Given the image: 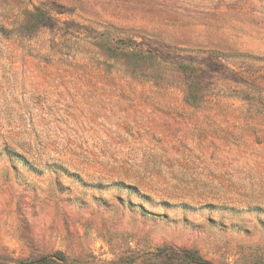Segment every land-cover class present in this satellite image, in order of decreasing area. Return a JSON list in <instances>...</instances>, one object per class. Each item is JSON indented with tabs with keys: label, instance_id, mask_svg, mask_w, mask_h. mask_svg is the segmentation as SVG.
I'll return each mask as SVG.
<instances>
[{
	"label": "rangeland",
	"instance_id": "1",
	"mask_svg": "<svg viewBox=\"0 0 264 264\" xmlns=\"http://www.w3.org/2000/svg\"><path fill=\"white\" fill-rule=\"evenodd\" d=\"M264 264V0H0V264Z\"/></svg>",
	"mask_w": 264,
	"mask_h": 264
},
{
	"label": "trees",
	"instance_id": "2",
	"mask_svg": "<svg viewBox=\"0 0 264 264\" xmlns=\"http://www.w3.org/2000/svg\"><path fill=\"white\" fill-rule=\"evenodd\" d=\"M21 264H24V263H21Z\"/></svg>",
	"mask_w": 264,
	"mask_h": 264
}]
</instances>
